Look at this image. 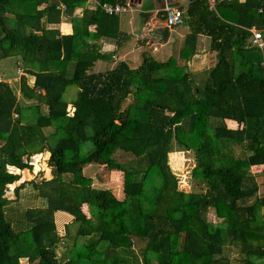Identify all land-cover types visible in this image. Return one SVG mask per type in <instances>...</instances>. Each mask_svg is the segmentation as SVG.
I'll return each mask as SVG.
<instances>
[{
    "label": "trees",
    "instance_id": "16d2710c",
    "mask_svg": "<svg viewBox=\"0 0 264 264\" xmlns=\"http://www.w3.org/2000/svg\"><path fill=\"white\" fill-rule=\"evenodd\" d=\"M87 1L0 0V59L23 70L21 100L0 79V264H264V196L251 174L263 167L264 181V48L249 31L264 40V0H190L178 55L144 52L135 67L119 60L101 71L86 37L119 45L117 17ZM61 18L70 34L59 32ZM198 35L215 62L192 76L185 62ZM174 146L192 154L189 190L168 165ZM40 153L51 177L18 182ZM93 166L122 173L120 197L92 183ZM24 184L41 206L10 205Z\"/></svg>",
    "mask_w": 264,
    "mask_h": 264
},
{
    "label": "crops",
    "instance_id": "0c3cea01",
    "mask_svg": "<svg viewBox=\"0 0 264 264\" xmlns=\"http://www.w3.org/2000/svg\"><path fill=\"white\" fill-rule=\"evenodd\" d=\"M145 0H141V3ZM242 1V0H238ZM107 3H118L123 6H126L125 11L116 15L117 26L119 29V38L117 41L121 42L119 45H116L113 39H104L100 38L98 40H93L87 38V41L90 44H94L100 53L99 59H97L94 63L97 66H101L103 63L108 64L105 66L103 64V70L111 68L113 64L119 60H123L127 62L131 67H135L138 62L141 60L144 52H147V49H150L151 53H155L152 57L158 61H165L170 56L178 55V51L182 46L183 38L188 33V25L183 21L181 25L186 26L185 29H177L175 27L171 29H167L166 33H163V29L165 28L163 25V9L166 5H174L178 6L184 10L190 0H151L149 4H147L144 9L141 8L140 4H136L131 0H112L106 1ZM111 3V4H112ZM135 5L131 7L129 5ZM62 5V4H60ZM64 6V5H63ZM86 6L90 9H93L94 4L92 0H88ZM82 7H77L74 10V16H81ZM128 12L129 14L122 16L125 20V27L122 28L120 22V16L122 13ZM136 13L139 15L136 17ZM60 13H64V10L61 8ZM64 15V14H63ZM113 15V14H109ZM136 19V20H135ZM143 23V24H142ZM147 25L150 26L148 30ZM57 28L61 34H70L72 31L71 23L68 18H61V22L58 23ZM93 25H88L87 29L90 33L93 31ZM209 38L205 35H198L196 43H195V53L186 60V69L192 76H198L203 73L213 65L215 62L214 53L210 51L209 48ZM103 62V63H102ZM19 63L18 61L15 62ZM93 65V66H94ZM112 65V66H111ZM135 65V66H133ZM21 67L16 65V72L21 71ZM18 71V72H19ZM23 73V72H22ZM20 73V74H22ZM4 75V74H3ZM15 75V74H14ZM13 75V78L15 77ZM20 76L16 78V80L11 82H18ZM12 78V77H11ZM12 78V79H13ZM200 78V77H199ZM8 78H4L2 80H8ZM11 79V80H12ZM199 80V79H198ZM10 81V80H9ZM18 85V84H17ZM18 86L16 88L17 98H21L18 93ZM225 125L228 128H235L236 123L231 120H225ZM262 170L263 167L253 166L251 167V174L258 184L257 197L264 196V181L262 176L257 174V169ZM264 171V170H263ZM261 205V204H260ZM257 224L258 226H263L264 228V206H260L258 211ZM67 220V219H65ZM64 220V221H65ZM263 242V239H261Z\"/></svg>",
    "mask_w": 264,
    "mask_h": 264
},
{
    "label": "rangeland",
    "instance_id": "374dc122",
    "mask_svg": "<svg viewBox=\"0 0 264 264\" xmlns=\"http://www.w3.org/2000/svg\"><path fill=\"white\" fill-rule=\"evenodd\" d=\"M129 6L134 7L136 9V6L133 4H131ZM127 14H129V13L125 12V13H122L120 16V22H121L120 24H121L122 28H126V27L124 25L125 20L121 17L124 15H127ZM135 14H136L135 18L137 19V16L139 14L136 12H135ZM185 27L186 26H184V25H178L175 28L184 30ZM146 28H148V30H149L150 26L147 25ZM146 51L148 54L151 53L150 49H147ZM154 54L155 53H151L152 56ZM15 62L16 61H15L14 57H7L4 59H0V79L1 80L9 77V79L6 81L10 80V82H11V81L16 80V78H18V76L21 75L20 73H22L23 70L21 69V71L18 70L19 72L18 71L16 72V65L18 64V66L21 68H22V65H21V63L16 64ZM103 64L105 66H108V64H106V63H103ZM103 64L101 66L100 65L97 66V64H95L92 68V71L103 70ZM130 66H132V65H130ZM133 66H135V65H133ZM13 75L15 76L14 78H13ZM28 79L30 80L31 77L29 76ZM10 85L13 88V90L15 91V93L17 94V91H16L17 82H11ZM20 100H21V98H20ZM47 158H48L47 153H40V154L34 155L31 158V167L30 168L25 169L21 172H19L18 170H14L12 167H9L8 169L12 172H19L20 173V179L18 182H20L21 180H30V179H33L35 181H40L41 179L51 177V175L53 173L54 168L47 161ZM167 161H168V165L170 166L171 171L173 173H175L176 175L181 177L182 182H184L183 185L185 186L186 190L187 189L189 190L188 187H189V185L191 187V183L186 181L185 178L189 180V177H190L189 176V170L193 164L191 152L183 151V150L178 151L177 147L174 146L173 151H171L168 154ZM93 167L94 168L91 170L92 183H94V185H99L98 187H101V186L104 187L105 186V187L111 189V191L113 192V194L116 197H120L122 173L120 171H117V170H109L108 172H102V171H104V170H102L104 168L98 167V166H93ZM100 182H102V184H100ZM11 187L12 186H10V188ZM8 193H9L8 197L10 198L12 196V194H11V192H9V190H8ZM18 193H19V199L16 201L12 200V202H14V203L10 204L11 206L14 207V209L17 208V209L21 210V209H25L26 207L41 206L42 201H41V199L33 196L35 191L32 189L31 185L24 184L23 187L19 189ZM82 209H83V211L87 212V208L85 206H83ZM9 214L13 215V212L11 211V212H9ZM206 217L211 222H217L218 221V219H216L214 217V214L210 210L207 212ZM65 219H67V217L64 216L63 214L62 215H61V213L55 214V222H56L58 233L62 232L63 228L61 227L62 224H60V222L64 221ZM65 221H67V220H65ZM77 239H78V244H76V245L80 246L81 242H82V238L77 237ZM132 239L134 240L135 250H137L140 246L143 245V242H141L137 238L133 237ZM71 252H70V254H71ZM136 256H137V259L140 260V254L137 253Z\"/></svg>",
    "mask_w": 264,
    "mask_h": 264
},
{
    "label": "built area",
    "instance_id": "2783aa9c",
    "mask_svg": "<svg viewBox=\"0 0 264 264\" xmlns=\"http://www.w3.org/2000/svg\"><path fill=\"white\" fill-rule=\"evenodd\" d=\"M207 2L210 8H212L215 3V0H207ZM94 7H99L104 13L113 14V15H118L119 13L125 11L126 9V6H123L121 4L118 3L111 4L107 2L104 3L94 2ZM61 8L64 9V6L60 5V9ZM163 13H164L163 25L168 29L181 25L184 21L182 10L178 8V6L166 5L163 9ZM249 31L251 33V44L255 45L259 49H263L264 40L262 39L259 30L255 29L254 27H251ZM261 65L264 68V60L261 61Z\"/></svg>",
    "mask_w": 264,
    "mask_h": 264
},
{
    "label": "water",
    "instance_id": "95a60500",
    "mask_svg": "<svg viewBox=\"0 0 264 264\" xmlns=\"http://www.w3.org/2000/svg\"><path fill=\"white\" fill-rule=\"evenodd\" d=\"M132 2L136 4H140L141 8L144 9V7L151 2V0H145L141 3V0H131Z\"/></svg>",
    "mask_w": 264,
    "mask_h": 264
}]
</instances>
